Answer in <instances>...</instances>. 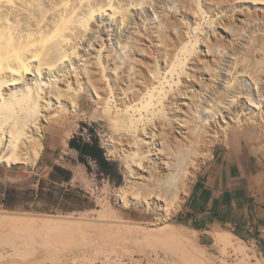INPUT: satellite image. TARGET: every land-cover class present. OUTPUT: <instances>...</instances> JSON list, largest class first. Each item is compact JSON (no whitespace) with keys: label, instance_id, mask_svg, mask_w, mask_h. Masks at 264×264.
Returning a JSON list of instances; mask_svg holds the SVG:
<instances>
[{"label":"rangeland","instance_id":"obj_1","mask_svg":"<svg viewBox=\"0 0 264 264\" xmlns=\"http://www.w3.org/2000/svg\"><path fill=\"white\" fill-rule=\"evenodd\" d=\"M204 3V0H0L1 16H5L7 11L17 12L16 19L11 17V21H20L15 30L17 34L28 32L29 26L25 25V19H28L30 14V18L35 20L36 27L33 24V28H37V24L44 21L49 25H45L48 27L46 31H42L43 28L37 30V36L40 34L47 37L48 47L49 44L54 45L55 49V45H59L60 49L63 48L68 53L61 52L59 48L54 50L55 53L51 50L52 46L50 52H54L56 56L71 57L60 62L58 58L57 62L55 57V67L58 63L62 64V71H47L45 78L41 77V83H46L45 87L49 84V90L58 86L63 89L69 87L71 94H80L79 97L86 102L77 111L49 105L47 115L50 123L45 118L41 120V117L36 120L42 126L55 124L56 130L42 137L43 151L35 162L15 163L10 166L0 162L1 212L22 216L44 214L76 217L67 219L64 224L59 222L51 228L50 225L40 228L29 224H9L8 220L0 218V264H56L52 262L54 260L62 264L61 260L66 259L68 262L70 260L69 264H264V259L255 248L235 234L223 228L214 229L210 231V235L205 236L204 232L193 227L189 219L187 206L191 187L196 175L209 161L214 146L222 142H237L251 150H264V127L250 122L243 115V110H251L254 115L263 112L264 122V0H214L209 10L203 6ZM109 4L119 11L109 9ZM222 8L234 11H221ZM230 13H233V18ZM211 21L216 24V32L208 40L204 36L207 30L210 31ZM40 26L42 25H39V28ZM64 28H67L66 31ZM52 31L56 34L53 35ZM177 35L179 36L176 37ZM196 35L201 37L196 44L197 49H200L199 55L189 53L193 49ZM157 47L162 51L172 48L168 49L169 51L166 49L171 53L167 54L170 57L154 52ZM33 63L36 64V61ZM167 63L177 69L186 67L189 72H192V67L194 70L207 71L204 81L211 86L195 84L196 92L205 88L206 95L202 94L203 97H200L195 106L197 109L194 107V111L190 110L188 113L185 108L187 105L183 106L185 111L180 115L182 118L193 117L194 122L200 126L196 127L198 129L203 128L211 132L217 130L219 133L209 137L208 155L204 159L197 155L194 146L192 147L193 143L183 144V137L189 133L187 126L176 127L168 134L174 144L182 139V144L178 141L180 147L177 143L175 147L178 150L183 149L178 153L177 149L172 147L177 157L181 158V167L179 172L176 171L168 178L165 188L178 190V186L185 184L188 186V192L182 195L179 193L175 199L179 203L176 208L172 209L165 221L156 223V205L148 211L140 202L147 194L144 188L150 177L149 172H139L141 177L144 174V179H134L138 183L135 181L133 193H139L141 196L137 197L140 198L126 206L119 203V188L128 184V166L134 163L133 149L119 141L117 145L112 146L108 139L113 136H123L124 140L135 139V131L144 125V122H138L139 125L136 123L135 126L133 122V119L139 117L138 111L127 112L122 105L117 104L116 95L112 91L115 86L113 78L121 73L116 86L121 89L117 91L120 92L119 97H124L123 88H126L130 81L134 83L136 80L131 78L135 65V68H141V71L144 70L143 74L148 75L150 71H158ZM207 65L209 70H206ZM218 65L221 67L220 72ZM161 69L159 71L162 72L163 68ZM87 71L93 72L95 77L98 76L95 84H88ZM78 74L81 75V81L76 83ZM215 74H218L217 79L214 78ZM174 77L177 81V76ZM59 78L60 82L57 80ZM171 78L167 77L169 80ZM35 84L33 73L14 91L21 92L22 89L27 90ZM96 86H103L99 95L102 100L96 96ZM177 86L179 85L176 84L175 87ZM234 86L241 89L242 93H234ZM104 89L106 92L102 91ZM214 92L216 96L212 100L223 99L224 102H214L216 105L208 112L205 105L209 103ZM194 100L196 101V98ZM198 103H201V106ZM221 113L227 120L223 119ZM55 116H59L60 120L54 121ZM88 128L96 132L107 158L114 162L116 171L112 178L98 172L93 161H90L91 170L88 171L78 162L77 152L68 146V139L72 135L87 137ZM160 130L154 128L153 133H157L153 136L148 129V133L141 137L152 142L149 146L152 147L157 161H174L177 157H169L170 147L167 145L169 151L163 147L167 143ZM1 131L0 128V141L5 142V134ZM23 131H27L28 135L32 134V128ZM25 136L22 134L23 138L20 137L17 144H21ZM113 149L117 150L116 154L112 153ZM122 150L127 152L121 155L119 151ZM55 165L71 171L67 180H63L60 173L53 171ZM71 178L74 179L72 183L69 182ZM134 194L131 193L132 196ZM161 197L158 207H165L163 201L167 200L169 203L170 196L166 199L165 196ZM13 240L17 244L12 242ZM241 247H245L247 253H243Z\"/></svg>","mask_w":264,"mask_h":264},{"label":"bare ground","instance_id":"obj_2","mask_svg":"<svg viewBox=\"0 0 264 264\" xmlns=\"http://www.w3.org/2000/svg\"><path fill=\"white\" fill-rule=\"evenodd\" d=\"M204 1H205V3L203 6H205L207 10L211 9V2H213L214 0H204ZM217 1H219V0H217ZM31 3H32V1H31ZM23 5H25V4H23ZM34 6H36V5H34ZM109 6H110V4H109ZM40 8L42 9V7H40ZM108 8L109 9L114 8V9H112L113 11H119V10H115L116 7H114V6L113 7L110 6ZM41 9H40V11H41ZM16 10H18V9H16ZM31 11H32V9H31ZM221 11L231 12V11H234V9H229V8L223 9L222 8ZM238 12H239V10H238ZM36 13H38V12H36ZM233 13L229 14L232 16V18L234 17ZM225 14H227V13H225ZM16 16H18V15H17V12L15 10L7 11V14L5 16L0 15V20H1V22H0V128L2 129L1 132H4V134H5L4 135L5 142L2 140L0 141V146H1L0 162L6 164V166H10V165L15 164V163L25 164L28 161L35 162L37 160V158L39 157V155L42 153V151H43L42 137L44 136V134L53 133L56 130V127H55V124H54V126H51L50 124L49 125L45 124L43 126L39 125L36 122V120L39 117H41L42 118L41 120H43L45 118L46 121L48 123H50L48 121V115H47L49 105H56V107H58L60 109L61 108H63V109L68 108L70 111H77L81 107V105L86 103V102H84L85 100H83L82 97H79L80 94L78 95V93H76L77 94L76 96L71 94L72 91L70 92L69 87H68V89H63L61 86L54 87V85H53L54 89L49 90V87H50L49 84L45 87L46 83H41V77L43 76L45 78V73L47 74L48 72H51L50 70L55 69L54 71H57V72L62 71V69H63L62 64L58 63V65H56L57 67H55V64H57L55 62H56V60L58 62V59H59V62L62 61L63 59L66 60L67 56H65L64 53H62V54L65 57H62L60 55H58V56H60V57H58V56L54 55V52L59 48L58 47L59 45L58 46L55 45V47H57L55 49L53 47L54 45H51L53 48V49H51L50 44H49V47L47 46V42H46V41H48L47 37L45 38L44 36H40V34H39V36H37V32H38L37 30H41L43 28L42 31H46L48 29V27L45 26V25H48V24H46V21L43 20L45 22V24H44V22L41 23L43 17H42V19H40L41 24H37L38 25V27H37L38 29H37V28L32 27L33 24L35 25V23H34L35 20L33 21V19L30 18L31 15L29 14V18L25 19V22H26L25 25L29 26L27 28L28 32L24 33V34L19 32L17 34V32H15V30H16V28H18L17 26H18L20 21H18V20L11 21V17L12 18L14 17V19H16L17 18ZM37 16H39V15H37ZM213 24L211 21L210 26H209L210 31L207 30L205 32L204 37H207L208 40L211 37V35L212 34L214 35L216 32L215 31L216 30V24H214V25ZM39 25H42L43 27L40 26V28H39ZM22 26H24V25H22ZM35 27H36V25H35ZM52 27L54 28L55 25ZM59 27H61V26H59ZM66 29L67 28H64L65 31H66ZM18 30H20V29H18ZM64 30L62 32H64ZM20 31H22V30H20ZM201 31H202V29H201ZM41 33H43V32H41ZM203 33H201V34H203ZM54 34H56V33L53 32V35ZM49 35H51V33ZM178 36L179 35H177L176 37H178ZM38 37H40V38H38ZM200 39H201L200 35L195 36V41L193 42V49H191V52H189V53L192 54V52H193L194 54L196 53L197 55H199L198 52H200V49L199 50L197 49L196 44L198 41H200ZM45 43H46V46H44ZM219 43L216 42V44H219ZM167 44H169V43H167ZM44 47H46V48H44ZM50 49L53 51L55 50V51L52 53V52H50ZM61 49H60L61 52L62 51L65 52L64 51L65 49L64 50H63V48H61ZM143 49H144V47H143ZM166 49L168 50V49H172V48H170V47L165 48L162 51L161 49H158V47H157L154 52H156L158 55L160 54L161 56H168L167 54H171V53L168 52L169 50L167 51ZM141 50H142V48H141ZM65 53L67 54L68 52H65ZM77 53H78V51L76 52V54ZM184 54H185V52H184ZM71 55H72V51H71ZM168 57H170V56H168ZM60 58H61V60H60ZM70 58H67V59H70ZM172 58H173V56H172ZM263 58H264V56H263ZM130 60H132V59H130ZM34 61H36V64L33 63ZM134 62H135V60H134ZM202 63H204V62H202ZM135 67H136V65L133 67V70L135 72H133V76L131 74V76H132L131 78L132 79L134 78L136 80H134L135 81L134 83H131V81H130L129 85H127L126 88H123L124 97H121V96L119 97L120 92H117V91H121V89L118 86H116L117 79L118 80L120 79L121 73H119L118 76L116 75V77L113 78L114 79L113 83L115 84V86L112 87V91H114V93L116 95L117 104L122 105L121 107H123V109H125L127 112H134V113L138 111L139 117H136V119L132 118L133 122L135 123V126H137L136 123L138 124V122L139 123L144 122L143 128H141V129L136 128V129H138L135 131L137 134V138L143 136L145 133H148L147 132L148 129H150L153 136H155V134L157 132L153 133V129L154 128H160L161 129L160 133H161L163 139L166 141L165 143H167L165 145L166 147L165 146H163V147L167 148V145H168V148L170 147L169 150L171 152H168L171 155V156L169 155L170 158H172L173 156L177 157L178 155H176L173 148L176 146L175 145L176 143H177L178 147H180L179 143L182 144V141H181L182 139L178 140L179 143H178V141H176V143L174 144L173 141H171L168 134L172 133L176 129V127L187 126L189 128V133L187 135H185V137H183V139L185 140V142L183 144L187 145L189 143H193L192 147L194 146V148H195L194 150L196 151L197 155L199 154V156H201L202 159L207 157V155H208V151H207L208 139H209V137L210 138L214 137L217 133H219V131L214 130L211 132V131H208L207 129H203V128L198 129L196 127H198L199 125H197L196 122H194L193 117H192L193 119L191 117L182 118L180 115V113L182 111H185L184 110L185 108H186V111L188 113L190 110L194 111V107L197 106V102L199 101V99H201L200 97H203L202 94L206 95L205 88H204V90H203V88H200V90L198 92H196L197 88L195 87V84L198 86L199 83H200V85H202L201 83H203L204 85H206L208 87L211 86L210 83H205V81H204V78H205L204 74H207V71L201 70V69H197V70L195 69L194 70V68L191 66L192 72L191 71L189 72L188 70H186V67L177 66V67H179V69H177L174 66H169V64L167 63L164 67L163 66L160 67V69L163 68L162 72L159 71L160 69L158 71L156 69V71H150V74L147 75L146 73L143 74L144 70L141 71L140 70L141 68L139 69L138 66H137L138 68H135ZM191 67H190V69H191ZM205 67H206V65H205ZM207 67H208V65H207ZM218 68H219L218 72H220V69H221L220 65H218ZM149 69H151V68H149ZM210 69H212L211 66H210ZM151 70H153V69H151ZM206 70H209V67ZM213 70H214V67H213ZM215 70H216V68H215ZM33 73H34V79L36 81L35 86L32 85L27 90L22 89L21 92L14 91V89L19 84H22L23 82H25V80H27V77L29 75H32ZM88 73H89V75L86 76V78L88 79V84L90 85V83H93V82L95 84V81L97 79L96 77H98V76L95 77L94 76L95 74L93 72H90V71ZM151 73L153 75H151ZM134 74H137V76H135ZM123 75H124V73H123ZM77 76H76V78H78V79L76 80V83H77V81H81V75L78 74ZM140 76H141V79H140ZM168 76L172 77L171 78L172 81L173 80L175 81L174 76H177L178 80L175 81V83L174 82L172 83L171 80L167 79ZM82 77H83V75H82ZM257 77H259V76L257 75ZM214 78L217 79L218 74H215ZM100 79H101V77H100ZM57 80L59 82L61 81L60 78ZM89 80H90V82H89ZM170 81H171V83H170ZM166 82H167V84H165ZM94 84H93V86H94ZM176 84L179 86L175 87ZM86 85H87V83H86ZM259 85H262V84L259 83ZM67 86H68V84L66 85V87ZM98 87L99 86H96V90L95 89L94 90L96 91V96H98V99L102 100V98L99 95H101L100 93H102L100 89L101 88L103 89V86L100 88H98ZM106 87H104V88L106 89ZM94 88H95V86H94ZM108 88L109 87H107V89ZM233 88L236 89L234 91V93H236V94L242 93L241 89H239L235 86ZM105 89L102 91H105ZM236 94H234V95L237 96ZM215 96H216L215 92L211 94V100L209 99L210 100L209 103H206V105H205L206 111L209 112V110H211V108L216 105L214 102H222V103L224 102L223 99H222V101H218V100L213 101L212 98ZM104 98H103V100H105ZM195 98H196V101L194 100ZM217 98H218V96H217ZM118 100H119V103H118ZM69 103H70V105H69ZM210 103H211V107H210ZM199 105L201 106V103ZM183 106H186V107L184 108ZM243 111H244L243 115L246 116V119H249L250 122H255V124L264 127V124H262L263 112L262 113L259 112V113L254 115L253 112L252 113L250 112L251 110L249 112H246L245 110H243ZM145 112H146V114H145ZM221 114H222V117L224 119L225 117H224L223 113H221ZM148 115H151V116L149 117ZM53 120L58 121V120H60V117L55 116V118ZM224 120H227V119H224ZM219 124L221 125V119H220ZM29 128H32V131H31L32 134H30V135L27 134V131H23L24 129H29ZM225 133H226V131H224V133H223L224 137H225ZM22 134H25L26 136L24 137V140L21 141V144H17V141L21 137ZM173 137H174V135H173ZM21 138H23V137H21ZM26 138H28V139H26ZM128 138H130V137H128ZM137 138H135V139L132 138V140H129V139L126 140V138H125V140H124L123 136L122 137H114L113 136V137H110L108 139L109 143H111L112 146L117 145L118 141H119L120 143L124 142L127 146H130V149H133L132 160L134 161V163L128 166L129 167V169H128L129 173L126 176L128 184L126 186L119 188V192H118L117 196L119 198V203L123 204L124 206H126L129 202L133 203V200H135V199L138 200L140 197L138 198L137 196H141V195H139V193L137 195H135L133 193L134 192L133 189H135V187H134L135 181L137 182V180L134 181V179H140V178L144 179V177H143L144 174L141 177V175H138L139 172H149L148 175L150 177H148L149 179L147 178L148 175L145 177V179L147 178L148 181H147V183H145V188L143 187L145 189V191L147 192V194H146L147 196L145 195V198H144L143 197L144 195H142V197L145 200L147 198H149V200L143 201V198H141L142 200L140 202L142 204H144V206H145L144 208L147 209L148 211L151 210L153 208V205L155 204L156 205L155 207L157 208V214H158V216L156 217V223H161V222L165 221V219L170 215V213L172 212V209L176 208V205L179 204L175 200L176 197L179 196V193H180V195H182V194H187V192H188V186L185 184L178 186V190H170L168 188H165L166 182L169 180L168 178H170L172 176V174L175 173L176 171L179 172L180 167H181V164H180L181 158L177 157L178 159L176 158L174 161H171V160H169V161L168 160L157 161L156 156L153 155L154 153L152 152V147L149 146V144H151L152 142H150L149 140H146L144 137L138 138L139 141ZM164 140H163V142H164ZM181 146L185 147V145H181ZM168 148L166 150H168ZM175 149H177L176 151L179 153V151L183 148H181V149L179 148L180 150H178V148L175 147ZM126 152H127V150H122V151H119V154L124 155ZM112 153L116 154L117 150L113 149ZM139 160H140V162H139ZM165 172H167L166 175H165ZM142 182H143V180H142ZM142 182H141V184L143 185L144 182L143 183ZM141 184L139 186H141ZM147 185H149L150 187H148ZM136 190H138V189H136ZM135 192H138V191H135ZM131 193L134 194L135 196L134 195L132 196ZM161 196L162 197L165 196V199H166V197L170 196V198H169L170 204L168 203L167 200H165L163 202H164V204H166V206L164 205L165 207H163V206L158 207L159 206V197H161ZM150 198H152V200H150ZM166 201H167V203H165ZM0 218L1 219L4 218L5 221L8 220L9 224H13V223H15V224H17V223L29 224V225L36 226V227L39 226L40 228L50 225V228H51V226H53V225L57 226L55 224H57L59 222H62L60 224H64L65 223L64 221H66L67 219L76 218V217H72V216H68V215H44V214L43 215H33V216H22L20 214H8L7 212H1L0 211ZM80 218L82 219L83 217H80ZM60 224H58V226ZM222 238H223V236H222ZM14 241L15 240H13L12 242H14ZM15 243H16V241H15ZM24 243H26V242H24ZM31 243H33V242H31ZM40 243L42 244V242H40ZM46 244H48V243H46ZM55 244H56V242H55ZM28 245H29V243H28ZM12 248H14V247H12ZM241 248H243V247H241ZM245 249H246L245 247L242 249L243 253H247L246 252L247 250H245ZM17 256H18V254H17ZM51 257H53V255ZM53 259H55V258H53ZM53 259L50 258V260H53ZM60 260L61 259H59V261ZM68 260H69V257H68ZM52 262H55L56 264L59 263V262L57 263L56 260H54ZM61 263L62 264H69L70 260H69V262L67 261V259L64 261L61 260Z\"/></svg>","mask_w":264,"mask_h":264},{"label":"crops","instance_id":"obj_3","mask_svg":"<svg viewBox=\"0 0 264 264\" xmlns=\"http://www.w3.org/2000/svg\"><path fill=\"white\" fill-rule=\"evenodd\" d=\"M194 228L210 235L225 228L264 259V150L219 143L196 175L188 199Z\"/></svg>","mask_w":264,"mask_h":264},{"label":"trees","instance_id":"obj_4","mask_svg":"<svg viewBox=\"0 0 264 264\" xmlns=\"http://www.w3.org/2000/svg\"><path fill=\"white\" fill-rule=\"evenodd\" d=\"M68 146L77 152V160L82 163L88 171L91 170L90 161L97 166V171L102 175L112 178L115 173L114 162L109 160L104 148L99 142L98 135L93 129L88 128L87 137L83 135H72L68 139ZM53 171L62 175L63 180H67L71 171L62 166H53Z\"/></svg>","mask_w":264,"mask_h":264},{"label":"built area","instance_id":"obj_5","mask_svg":"<svg viewBox=\"0 0 264 264\" xmlns=\"http://www.w3.org/2000/svg\"><path fill=\"white\" fill-rule=\"evenodd\" d=\"M73 180H74V179H73V178H71V179L69 180V182H70V183H72V182H73Z\"/></svg>","mask_w":264,"mask_h":264}]
</instances>
